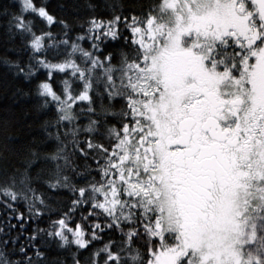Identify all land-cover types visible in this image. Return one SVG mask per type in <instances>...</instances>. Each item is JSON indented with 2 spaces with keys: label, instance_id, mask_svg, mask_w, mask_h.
Wrapping results in <instances>:
<instances>
[{
  "label": "snow or ice",
  "instance_id": "1",
  "mask_svg": "<svg viewBox=\"0 0 264 264\" xmlns=\"http://www.w3.org/2000/svg\"><path fill=\"white\" fill-rule=\"evenodd\" d=\"M79 8L0 0V264H264V0Z\"/></svg>",
  "mask_w": 264,
  "mask_h": 264
},
{
  "label": "trees",
  "instance_id": "2",
  "mask_svg": "<svg viewBox=\"0 0 264 264\" xmlns=\"http://www.w3.org/2000/svg\"><path fill=\"white\" fill-rule=\"evenodd\" d=\"M48 2L51 8L57 13V15H63L71 19V16L75 14V10L71 9L72 4L79 5V14L83 15V4L85 3V0H48ZM101 2H103V0H101ZM130 2L131 0H123V3L125 4H128ZM57 3H66V8L64 10L57 9ZM39 26L40 25L38 24L37 27ZM53 30L56 31L57 29ZM2 33L3 29L0 28V34ZM18 42L19 40L17 39V43ZM4 54L5 45L0 43V77L5 76L6 74L8 81L7 83H5L4 80L0 79V112H3L5 109H7L10 114H15L18 118H20L21 126L12 130L13 135L19 133V136L23 139H31L32 137H35L37 139V142H39V140L43 138L44 135L41 129V121L45 118V113L43 111L36 110V99L34 96L23 98L20 101L12 100L8 89L12 84H16L17 86H19L20 82L12 77L10 69L3 63L2 57ZM7 55L9 58H14L15 52H7ZM21 112L27 113V115L21 116ZM24 120H27L31 124V127L23 125L25 123ZM53 143V141H50L48 146L51 147ZM19 209L21 211H24L23 205H20ZM3 212V208H0V223H7ZM12 223H16V221L13 220ZM15 234L16 233H12V235ZM53 252H55L54 248Z\"/></svg>",
  "mask_w": 264,
  "mask_h": 264
}]
</instances>
